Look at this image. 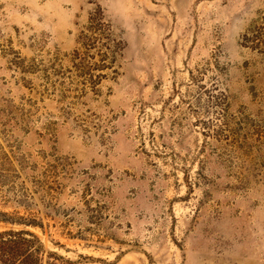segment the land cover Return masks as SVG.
<instances>
[{"label": "rangeland", "instance_id": "374dc122", "mask_svg": "<svg viewBox=\"0 0 264 264\" xmlns=\"http://www.w3.org/2000/svg\"><path fill=\"white\" fill-rule=\"evenodd\" d=\"M3 215L78 264H264V0H0Z\"/></svg>", "mask_w": 264, "mask_h": 264}, {"label": "trees", "instance_id": "16d2710c", "mask_svg": "<svg viewBox=\"0 0 264 264\" xmlns=\"http://www.w3.org/2000/svg\"><path fill=\"white\" fill-rule=\"evenodd\" d=\"M74 54L76 55L77 51H74ZM80 76L87 77L92 88L98 85L97 80L101 78V75H98L96 81H91L92 76L84 72ZM85 82L86 80H83L81 83L83 87ZM84 94L85 90L81 89L76 99L82 98ZM0 223L5 226L0 229V264H78V261L82 259V256L79 255V260L73 261L48 251L35 233L25 229L30 227L45 234V226L40 219H23L3 215L0 218ZM14 226L21 228L14 229Z\"/></svg>", "mask_w": 264, "mask_h": 264}]
</instances>
